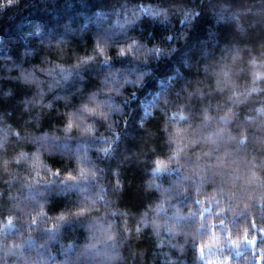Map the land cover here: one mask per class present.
I'll list each match as a JSON object with an SVG mask.
<instances>
[{"label":"clouds","instance_id":"clouds-1","mask_svg":"<svg viewBox=\"0 0 264 264\" xmlns=\"http://www.w3.org/2000/svg\"><path fill=\"white\" fill-rule=\"evenodd\" d=\"M0 264H264V0H0Z\"/></svg>","mask_w":264,"mask_h":264}]
</instances>
